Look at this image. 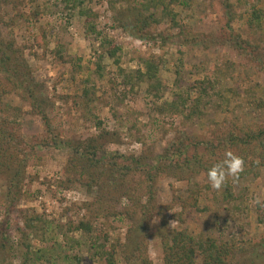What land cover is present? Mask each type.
<instances>
[{
  "label": "rangeland",
  "instance_id": "rangeland-1",
  "mask_svg": "<svg viewBox=\"0 0 264 264\" xmlns=\"http://www.w3.org/2000/svg\"><path fill=\"white\" fill-rule=\"evenodd\" d=\"M83 2V10L93 15L98 36L87 29L78 11L66 8L63 0H0V39L14 40L24 52L52 132L62 141L58 147L31 150V146L49 138L42 117L29 101L14 93L1 97L0 123L18 120L19 125H11L10 131L29 144V154L15 205L8 202L7 181L0 176V226L4 224L0 232L8 228L9 237L4 242L0 239V264H22L26 246L49 249L46 259L51 264H106L91 258L89 236L77 230L81 222L91 223L98 233H107L108 247L114 244L119 248L117 264H129L135 241L144 243L153 264H165L162 235L171 230L224 243L236 241L239 248L233 264H254L247 262L245 254L264 239V207L254 203L259 198L264 204V171L257 181L246 182V187L244 183L236 186L237 199L230 198L228 203L223 201V192L205 189L209 182L204 174L193 178L185 173V180L179 179L180 172L163 174L156 178L153 189L154 205L162 216L154 213L142 233H136L140 221L129 219L126 196L135 192L144 202L148 199L145 176L130 177L116 188L90 187L78 171L67 172L74 158L67 145L98 136L94 116L101 120L104 130L114 134L106 144L107 152L126 157L158 158L175 141H214L226 133L233 119L230 112L210 111L201 121L187 123L182 117L161 114L156 106L173 100L176 72H180V85L190 87L207 73L218 79L215 72L225 63L231 64L235 75L220 83L218 80L220 87L252 90L255 98L264 100L263 31L247 27L252 9L264 13V0H230L237 14L232 30L227 27L228 16H224L219 1L194 0L189 9L178 7L176 22L189 27L192 35L188 38L181 36L182 29L175 28L170 19L140 33L136 3ZM261 26L264 28V16ZM232 34L243 51L229 42ZM105 41L121 49L118 63L105 53ZM101 55L105 70L99 76L95 70ZM151 58H161L165 63L160 71V97L149 94L145 84H124V74L144 71L142 61ZM88 86L95 87L97 98L92 111L84 112L74 99ZM242 95L233 100L236 112L251 124L264 127V106ZM130 186L134 187L132 193ZM196 200L198 207L193 205ZM99 208L105 210L103 215L97 213Z\"/></svg>",
  "mask_w": 264,
  "mask_h": 264
},
{
  "label": "trees",
  "instance_id": "trees-1",
  "mask_svg": "<svg viewBox=\"0 0 264 264\" xmlns=\"http://www.w3.org/2000/svg\"><path fill=\"white\" fill-rule=\"evenodd\" d=\"M125 1L130 5L137 4L135 10L139 15L137 22L141 25L140 28L138 27L140 33L149 29L152 25H160L165 20L170 19L175 28L182 29V37L188 38L189 35H192L189 27L180 26L176 22L177 14L175 10L178 7L189 9L194 0ZM216 1L220 2L224 16H228L227 27L232 30V19L237 15L233 11L234 4L230 0H212L214 3ZM63 2L66 8H71L75 12L78 11L77 16L85 20L87 29L95 35L97 34L96 36L100 34L93 24L92 13L83 10V0H63ZM112 8H115L113 4ZM249 15L247 27L251 31H263L264 36V28L261 26L264 13L254 8ZM232 35L229 42L235 49L238 48L243 51L240 41L234 34ZM105 44H107L105 53L118 63L117 52L121 49L112 48L109 41H105L102 45L105 46ZM103 59L104 56L101 55L96 62L95 71L99 76H102V72L105 70ZM142 63L144 71L138 69L132 71L129 75L121 72L125 75L124 84L126 86H142L145 84L149 94L160 97L163 86L160 71L162 66L165 67V63L161 58L158 60L157 58H151L142 61ZM176 73L178 75L177 92L172 101L156 106L158 111L161 114L182 117L187 123L194 120L201 121L210 111L230 112L233 114V119L227 124L226 133L221 134L214 141H197L196 138H190L189 141H175L158 158L126 157L118 153L109 154L107 152L106 144L111 141L114 134L104 130L101 120L94 116L95 128L100 132L98 136L78 144L69 142L67 145L74 155L68 165L67 172L78 171L80 179L86 178L90 187L96 186L103 189L110 186L116 188L119 185L122 186L130 177L145 176L148 199L144 202L141 195H137L135 192L132 196L131 194L126 196L130 205V211L127 212L129 219L134 221L137 218L138 221L139 218L140 221V226L135 229L136 233H142L140 231H142L143 226L150 223L154 213L157 217L161 218L162 216L160 209L158 210L154 205L153 189L156 178L163 174L174 172L177 175L176 173L180 172L178 176L181 180H185V173H189L193 178L204 174L207 179L208 169L216 162L224 159L225 151L231 149L244 158L245 169L238 180L233 182V179L229 178L226 185L217 190L223 192V201L228 203L230 198L231 200L236 198V186H241L244 183L246 187V182L257 181L264 171V127L251 124L247 119H243L236 112V108L233 107L235 106L233 100L242 97V94L253 100L254 104L262 105V107L264 106V100L258 96L255 98L256 94H253L252 90L244 92L226 90L220 87L218 80L220 83V80L235 75L232 72L230 63H225L223 67L217 69L215 73H217L218 79L211 78V75L207 73L202 80H196L195 84L190 87L181 86L180 72ZM36 88L37 84L24 57V52L18 48L14 40L5 41L0 39V103L2 101L1 97L9 96L12 93L23 100L29 101L34 112L42 117L49 134L46 141L42 139L41 142L31 146V150H36L39 147H58L62 141L52 132L49 118L44 110L46 108H43V100L38 96L39 92ZM96 98L95 87L88 86L75 97L74 102L81 111L91 112ZM231 107H233V110H229ZM16 117H20V115L17 114ZM3 122L0 123V176L5 177L7 181L8 202L10 201L11 204L15 205L26 174V157L29 154L27 150L29 144L27 145L20 135L10 131L11 125H19L17 119L12 123L9 121L6 123L5 120ZM130 188L132 193L134 187L130 186ZM205 189L211 191L210 184H207ZM136 190L138 191V189ZM139 191H142L141 187ZM197 202L198 200L193 204L195 207H198ZM104 211L103 208H99L97 213L103 215ZM3 225L0 226V229L4 227ZM7 229L0 232V239L3 238L2 242L7 241L9 238L6 233ZM77 230L84 231L89 236L87 243L90 245L92 259L102 260L106 264H117L116 259L119 255V248L114 244L108 247L109 238L107 233H98L89 222H81ZM162 242L165 264H233L239 248L235 243L236 241L224 243L213 237H203L199 234L195 235L188 231L178 230L165 232L162 235ZM143 244L135 241L133 252L129 253L131 255L129 264H153ZM25 249L22 254V264H51V260L46 259L49 249L36 250L32 246H26ZM247 253H250V255L247 256ZM247 253L245 254L247 262L264 264V239L262 243L253 246ZM78 261L81 262L82 259L79 258Z\"/></svg>",
  "mask_w": 264,
  "mask_h": 264
},
{
  "label": "clouds",
  "instance_id": "clouds-1",
  "mask_svg": "<svg viewBox=\"0 0 264 264\" xmlns=\"http://www.w3.org/2000/svg\"><path fill=\"white\" fill-rule=\"evenodd\" d=\"M245 169L244 158L233 152L231 149H227L224 153V159L216 162L207 171V179L211 188L220 190L224 187L229 178L233 179V182L239 179L240 174ZM255 204H260L264 207L259 198L254 200Z\"/></svg>",
  "mask_w": 264,
  "mask_h": 264
}]
</instances>
